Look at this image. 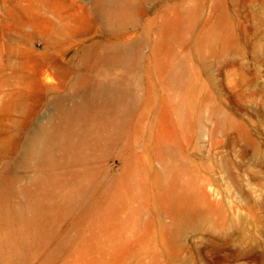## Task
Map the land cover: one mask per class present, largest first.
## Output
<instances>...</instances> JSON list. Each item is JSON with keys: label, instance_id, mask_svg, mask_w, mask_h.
Segmentation results:
<instances>
[{"label": "rangeland", "instance_id": "obj_1", "mask_svg": "<svg viewBox=\"0 0 264 264\" xmlns=\"http://www.w3.org/2000/svg\"><path fill=\"white\" fill-rule=\"evenodd\" d=\"M94 1L0 0V264H264V0ZM103 83L124 130L39 167L31 133Z\"/></svg>", "mask_w": 264, "mask_h": 264}, {"label": "bare ground", "instance_id": "obj_2", "mask_svg": "<svg viewBox=\"0 0 264 264\" xmlns=\"http://www.w3.org/2000/svg\"><path fill=\"white\" fill-rule=\"evenodd\" d=\"M132 3L133 0H95L94 7L106 23H121L127 18ZM134 52L135 45L122 46L115 57L130 60ZM84 91L80 85L81 100L70 107L58 104L57 114L49 125L34 130L28 137L25 154H31L39 167L68 163L70 158L83 161V155L76 148L78 141L85 146L91 134H96L95 141H100L109 131L120 134L124 130L134 104L128 92L107 83L88 93ZM40 182L41 178H37L36 183ZM32 204L36 206L35 202ZM208 208L213 209L211 204Z\"/></svg>", "mask_w": 264, "mask_h": 264}]
</instances>
